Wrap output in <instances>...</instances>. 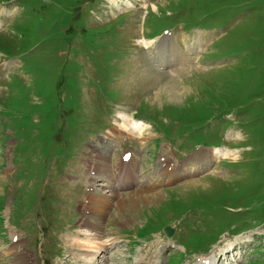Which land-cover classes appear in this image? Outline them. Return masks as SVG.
Wrapping results in <instances>:
<instances>
[{
	"label": "rangeland",
	"instance_id": "374dc122",
	"mask_svg": "<svg viewBox=\"0 0 264 264\" xmlns=\"http://www.w3.org/2000/svg\"><path fill=\"white\" fill-rule=\"evenodd\" d=\"M0 2V60L5 62L0 63V238L4 240L6 233L5 243L10 249L11 233H22L25 227L27 242L32 244L33 221L36 233L40 231L34 211L35 215L47 213L42 222L55 234L57 244L54 255H49L53 247L45 249L47 255L36 242L34 247H27V254L17 253L16 262L22 264L25 260L21 262L18 257L24 254L32 264H43L44 260L49 264H84L75 258L84 254H76L74 246L85 250L81 234L96 239L98 233L80 229L79 238L75 234L72 240L71 234L81 225L82 216L93 223L96 218L83 214L85 184L63 176H75L71 167L87 142L93 138L84 152L92 151L93 146L101 152L104 146L100 149L95 144L112 131L113 137L105 144L112 152L105 154L111 158L118 154L119 162L124 152H131L136 157V181L144 184L154 179L157 188L146 196L133 194L136 207L131 211L124 210L122 215H116L114 207L106 211L101 224L110 222L106 230L115 238L116 248L110 253L92 250L96 252L93 264L99 256L105 261L101 260L102 264H174L183 249L186 256L182 264H192L240 238L233 264H264V0ZM125 2L131 3L129 7ZM109 7L115 9L113 13ZM5 12L10 13L7 21L2 18ZM166 26L171 30L152 42L137 39L138 33L148 38ZM177 42L182 44L180 49ZM188 46L194 53L187 55V66L185 63L173 69L170 65L174 73L169 66H159L162 70L156 67L158 61L174 57L167 49L182 53ZM137 110L141 113L134 116ZM146 112L158 120L160 136L142 114ZM117 113L120 119L116 122ZM124 115L126 122L136 117L145 124L142 144L134 136H119L122 147L118 146L114 129L125 122ZM108 122L111 129L103 133L109 128ZM152 142L151 153L157 151L155 161L148 153ZM219 147H223L221 152L228 148V155L204 156V151L199 162L204 165L206 159H211L209 163L225 160L219 165H194L204 172L196 181L193 179L199 174H186V169H181L175 180L158 184L165 164L174 165L171 170L180 169L177 166L194 158L201 148ZM100 155H88L84 170L93 157L103 163ZM115 162L107 164L110 178H115ZM97 173L95 184L103 187L95 189L101 197L112 201L114 194L135 189L107 186L109 177ZM75 181L81 184L84 195L76 190L70 194L75 186L64 185V191L59 190V184ZM175 183L178 189L162 192L163 187ZM5 187L7 191L13 188L7 196L1 195ZM57 220L59 223L53 225ZM6 223L12 226L7 231ZM163 225L176 228L172 239L160 231ZM148 232L152 233L135 239ZM219 232L223 234L217 235ZM38 234L44 237L42 231ZM233 234L238 235L231 237ZM244 235H251L252 242ZM246 240L249 242L243 244ZM3 246L0 241V264H13L8 256H1ZM205 246L212 248L203 254ZM82 256L79 258L84 259ZM26 264H30L29 259Z\"/></svg>",
	"mask_w": 264,
	"mask_h": 264
},
{
	"label": "bare ground",
	"instance_id": "6f19581e",
	"mask_svg": "<svg viewBox=\"0 0 264 264\" xmlns=\"http://www.w3.org/2000/svg\"><path fill=\"white\" fill-rule=\"evenodd\" d=\"M116 1H119V2H121V0H114V2H116ZM112 2V1H111ZM129 2V1H128ZM128 2H125L126 4L125 5H129V3ZM113 3V2H112ZM131 4V3H130ZM113 5H114V3H113ZM115 5H116V3H115ZM117 6V5H116ZM144 41V40H143ZM165 41V40H164ZM200 42H201V40H200ZM199 42V43H200ZM145 45V44H144ZM144 47H146V46H144ZM198 47V45H196V47H194V50L196 49ZM190 48V49H189ZM148 51V50H147ZM167 53H168V51H167ZM171 53H172V55H177V53H176V51L175 50H173V51H171ZM186 53H188V54H190V55H192L193 53H194V51H193V48H191V47H189L188 46V49H187V52ZM187 54V55H188ZM157 56V55H156ZM193 56V55H192ZM187 57H185V55L183 54V56L181 57V58H178L177 59V57L176 56H174L173 58H171V60H169V61H166L169 65H171V67L173 68V69H178V68H180L181 66H183L185 63H187L186 65H188V62L190 61L188 58L186 59ZM179 61V62H178ZM178 62V63H177ZM191 63V62H190ZM185 65V66H186ZM184 66V67H185ZM182 68V67H181ZM184 69V68H183ZM178 71V70H177ZM129 126H131L134 130H137L138 131V135L140 136L138 139H142L141 138V132H144L143 131V124L141 123V122H139V121H135V120H133V121H129V120H127V122H126V116H125V122L124 123H122L121 125H120V127H118V128H116L115 130L117 131V133L118 134H125L126 136H129V137H131V135H132V133H131V131H130V127ZM116 135V134H115ZM134 136V135H133ZM94 149H98L96 146H94L93 147ZM206 151V153L204 154V156H208V155H211V156H219L218 154L219 153H221L223 156H227L228 155V151L227 150H224L225 152H221L222 150H219V148H213V149H206L205 150ZM97 152H99V150H97ZM100 154V153H99ZM104 154H101L100 156H99V160L100 161H103V163L102 162H97L98 163V166H99V169H100V172L101 173H107V172H109L108 171V168L110 167L109 165V167H107V163L105 162V158H104V156H103ZM132 161V158H131V160H130V162ZM206 162H210L211 161V159H206L205 160ZM166 163V162H165ZM194 163L195 164H197L198 163V161H195V162H193L192 164L194 165ZM170 167H173V165H169L168 166V171H171V172H169V174L172 176V177H175V176H177L178 175V172L177 171H175V170H171V169H169ZM178 168H182V166L181 165H178L177 166ZM176 170H179V169H176ZM112 174L115 176V179H118L119 178V176H121L122 175V182H127V183H131L132 182V180H133V176H132V173H131V171L130 170H126V169H123V168H120L119 169V171H118V173L116 174V173H114L113 171H112ZM113 176V177H114ZM92 180V179H91ZM191 183V182H190ZM89 188H88V190H87V195H86V201H88V206H89V208H90V210H92L96 215H97V217H99V218H103L104 216H105V211L106 210H108L109 208H110V205H109V202L104 198V197H101L102 195H100V193H98L97 192V190L95 189V186L94 185H91V186H88ZM146 191H149V190H146ZM138 192V193H137ZM151 193H153V192H141V193H139V189L138 190H136V192H135V196H137L138 197V195H140V194H144V196H146V195H149V194H151ZM153 195V194H152ZM128 198H126V199H120L119 200V202H116V206H115V210L117 211L116 212V215H122L123 214V211L124 210H132V209H134L135 207H136V203H135V201L133 200V197H131V196H127ZM109 198V197H108ZM107 213V212H106ZM92 214V213H91ZM93 215V214H92ZM95 218V217H94ZM85 225V227L87 228V231H90L89 230V225L87 224V221L86 222H83ZM83 225V224H82ZM90 225H92V224H90ZM83 226V227H84ZM92 226H94L95 227V231H97L98 229H99V226L97 225H92ZM81 232H86V231H81ZM76 235H77V239L79 238V235H80V233L79 232H77L76 233ZM96 236V235H95ZM94 239L95 238H93L92 237V235H85V237H84V239L83 240H81L80 242H82V245L85 247L84 249L85 250H82V248L78 245H75L74 247V251L76 252V253H83L84 254V256H82V255H80V254H77L76 256L77 257H80V256H82V257H84V259H87V264H89V263H91V261H92V257H94L95 256V253L96 252H93L92 250H99V251H103V250H105L106 252L108 251L107 249H106V247H102V246H98V244L94 241ZM19 242V240H17L16 241V243H18ZM237 243V241L235 242V243H233V245H231V248H229L228 250H230L231 249V251H233L234 250V248H235V246H237L238 244H236ZM229 245V246H230ZM91 250V251H90ZM228 250H223V251H221V256H223V255H226L227 253H228ZM22 257H18V260L19 261H24V262H22V264H26L27 262H28V259H29V257L28 256H26V255H24V254H22L21 255ZM216 257L215 258H220L221 256L220 255H215ZM198 264H215V263H213L212 261H210V260H208V259H203V260H201V262L199 261L198 262Z\"/></svg>",
	"mask_w": 264,
	"mask_h": 264
},
{
	"label": "water",
	"instance_id": "95a60500",
	"mask_svg": "<svg viewBox=\"0 0 264 264\" xmlns=\"http://www.w3.org/2000/svg\"><path fill=\"white\" fill-rule=\"evenodd\" d=\"M164 232L168 237L172 236L173 231H171V229L169 227H165L164 228Z\"/></svg>",
	"mask_w": 264,
	"mask_h": 264
}]
</instances>
